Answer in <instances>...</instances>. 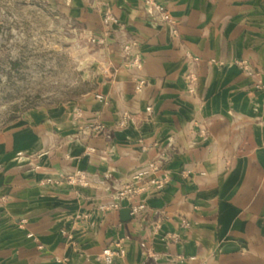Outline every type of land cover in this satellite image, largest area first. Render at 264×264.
Listing matches in <instances>:
<instances>
[{
    "label": "crops",
    "instance_id": "1",
    "mask_svg": "<svg viewBox=\"0 0 264 264\" xmlns=\"http://www.w3.org/2000/svg\"><path fill=\"white\" fill-rule=\"evenodd\" d=\"M37 1L87 33L118 23L94 90L0 132V264H105L118 244L114 264H264V0H154L172 23L144 0ZM138 172L168 181L101 211Z\"/></svg>",
    "mask_w": 264,
    "mask_h": 264
},
{
    "label": "rangeland",
    "instance_id": "2",
    "mask_svg": "<svg viewBox=\"0 0 264 264\" xmlns=\"http://www.w3.org/2000/svg\"><path fill=\"white\" fill-rule=\"evenodd\" d=\"M103 47L43 2L0 0V132L94 90Z\"/></svg>",
    "mask_w": 264,
    "mask_h": 264
},
{
    "label": "built area",
    "instance_id": "3",
    "mask_svg": "<svg viewBox=\"0 0 264 264\" xmlns=\"http://www.w3.org/2000/svg\"><path fill=\"white\" fill-rule=\"evenodd\" d=\"M144 4L148 9L149 15L154 20L162 21L165 23H172V18L170 16L169 11L161 4L157 3L154 0H144ZM117 19L113 16L110 11H107L103 18V24L106 27L101 34H93L89 33L91 41L96 45L107 44V40L109 37V27L111 25L117 24ZM135 47H137V42H124L122 43L121 49L124 58L127 60L129 67H137L141 64V55L139 52L135 51ZM146 84L145 81H139L137 85V91H140L143 86ZM101 99V97H99ZM150 110V109H149ZM159 169L158 165L152 164L150 165L151 171H157ZM146 173L138 172L133 175L131 181L119 188L115 194L114 200L106 205H101L100 210L103 212L107 211H117L120 209V203L123 200H132L133 198L145 194L150 188H156L157 190H162L167 181L168 177L164 176L161 179H151L149 181H145ZM69 183L73 185H78L80 187L86 188L89 186V182L87 178L82 174H77L75 176L68 178ZM143 209L142 205L135 206L132 208V213L136 214L140 210ZM126 254L125 249L119 244L116 247H107L104 249L103 253L100 257L97 258L98 261H101L105 264H114L115 259L118 257H124Z\"/></svg>",
    "mask_w": 264,
    "mask_h": 264
},
{
    "label": "water",
    "instance_id": "4",
    "mask_svg": "<svg viewBox=\"0 0 264 264\" xmlns=\"http://www.w3.org/2000/svg\"><path fill=\"white\" fill-rule=\"evenodd\" d=\"M130 212L131 210H128V209L122 211V214L126 220L129 219Z\"/></svg>",
    "mask_w": 264,
    "mask_h": 264
}]
</instances>
